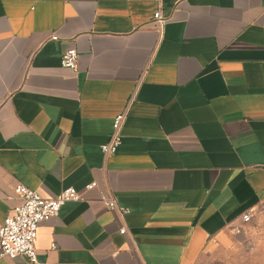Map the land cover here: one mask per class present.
Instances as JSON below:
<instances>
[{"label":"crops","instance_id":"0c3cea01","mask_svg":"<svg viewBox=\"0 0 264 264\" xmlns=\"http://www.w3.org/2000/svg\"><path fill=\"white\" fill-rule=\"evenodd\" d=\"M18 185L80 196L38 225L39 264H213L254 247L264 0H0V225Z\"/></svg>","mask_w":264,"mask_h":264},{"label":"built area","instance_id":"2783aa9c","mask_svg":"<svg viewBox=\"0 0 264 264\" xmlns=\"http://www.w3.org/2000/svg\"><path fill=\"white\" fill-rule=\"evenodd\" d=\"M153 25L157 31H160L166 20L156 12L153 15ZM77 52L67 50L60 56L61 67L75 71L77 65ZM124 114H118L114 117L111 133L108 141L101 146L102 154L112 156L116 153L120 145V128L124 121ZM94 187V184L88 188ZM18 204L5 217L0 225V260L16 257H24L28 264H39L36 260L35 242L38 225L48 219L54 218L62 205L72 201L80 200L79 194L74 189H66L51 199L42 198L37 192L28 189L23 185H18L14 189ZM105 206L109 210H116L115 200H106ZM120 213L124 210L117 209ZM252 211L242 216L243 222H248ZM124 234V229L120 230Z\"/></svg>","mask_w":264,"mask_h":264},{"label":"rangeland","instance_id":"374dc122","mask_svg":"<svg viewBox=\"0 0 264 264\" xmlns=\"http://www.w3.org/2000/svg\"><path fill=\"white\" fill-rule=\"evenodd\" d=\"M213 261V264H264V237L254 247L218 254Z\"/></svg>","mask_w":264,"mask_h":264}]
</instances>
